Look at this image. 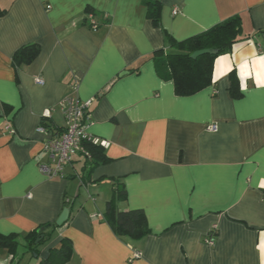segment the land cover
Wrapping results in <instances>:
<instances>
[{
    "label": "crops",
    "instance_id": "1",
    "mask_svg": "<svg viewBox=\"0 0 264 264\" xmlns=\"http://www.w3.org/2000/svg\"><path fill=\"white\" fill-rule=\"evenodd\" d=\"M158 1L159 25L142 0H0V233L53 223L68 207L49 243L70 237L65 264H264V86H256L253 66L264 56V0ZM87 7L95 29L83 23ZM232 16L242 38L215 58L205 88L176 95L150 58L129 71L166 49L168 34L183 39ZM27 43L39 45L38 55L15 66L13 53ZM233 69L237 98L229 92ZM71 96L90 101L87 131L110 159L87 182L81 152L61 175L39 169L44 141L58 135L38 129L42 116L62 128L58 102ZM101 177L123 178L127 198L118 208L143 210L144 237L117 235L103 219L112 189ZM134 249L140 255L131 259ZM28 255L14 263L0 253V264H26Z\"/></svg>",
    "mask_w": 264,
    "mask_h": 264
},
{
    "label": "trees",
    "instance_id": "2",
    "mask_svg": "<svg viewBox=\"0 0 264 264\" xmlns=\"http://www.w3.org/2000/svg\"><path fill=\"white\" fill-rule=\"evenodd\" d=\"M146 6L147 17L153 24H160V2L158 0H142ZM92 9L87 7L83 23L89 27L92 23L87 18V13ZM5 9L0 7V15ZM96 20V19H95ZM96 28L98 22L96 20ZM241 37V20L239 16H232L222 22L216 23L206 30L190 35L183 39H175L167 35V47L157 49L149 57L142 59L129 71H139L141 65L148 58L153 59L155 70L162 79L171 80L176 95L193 94L213 82V62L215 58L229 52L234 42ZM203 48H215L216 53H204L195 58L191 57L193 51ZM40 47L37 43H27L15 50L12 62L15 66L31 62L39 53ZM229 92L237 98L241 95V89L235 70L229 72ZM91 113V110L89 111ZM40 125L45 130H53L59 134L62 128L55 130L46 123L42 116ZM84 148L89 152L85 157L84 172L81 174V181H90L91 171L94 166L108 162L110 159L105 155L103 146L97 141H85ZM105 177L96 179L104 180ZM111 183V196L106 201L103 219L107 221L117 235L128 236L132 239H141L150 229L147 226L144 212L141 208H118V203L127 198V191L122 177H108ZM57 225L43 223L25 233H0V253L10 254L15 263L21 259L17 249L19 245L24 246L22 253H29L35 256V264H65L72 256V241L68 236H61L56 244L49 245L53 232ZM47 246L45 254H41L42 247Z\"/></svg>",
    "mask_w": 264,
    "mask_h": 264
},
{
    "label": "built area",
    "instance_id": "3",
    "mask_svg": "<svg viewBox=\"0 0 264 264\" xmlns=\"http://www.w3.org/2000/svg\"><path fill=\"white\" fill-rule=\"evenodd\" d=\"M177 9H173L176 13ZM88 20L92 23L91 28H96V20L92 13L87 14ZM34 81L37 84H43L44 79L41 76H35ZM90 101L82 100L78 96L64 97L58 102V107L64 117L63 130L56 136H51L44 141L43 150L47 154V161L39 163L40 171L47 176L61 175L65 165L69 164L73 156L82 152L85 157H89V152L84 148L85 141L97 142L96 138L90 135L87 127L91 122ZM48 113V111H46ZM206 129L216 131L215 123H207ZM10 133H14V129L10 124L6 125ZM39 130H45L39 125ZM214 235L207 237L206 241L212 245L214 243ZM140 255L137 249H134L131 255L136 258Z\"/></svg>",
    "mask_w": 264,
    "mask_h": 264
},
{
    "label": "clouds",
    "instance_id": "4",
    "mask_svg": "<svg viewBox=\"0 0 264 264\" xmlns=\"http://www.w3.org/2000/svg\"><path fill=\"white\" fill-rule=\"evenodd\" d=\"M226 57H221L217 61L220 64L221 61L225 60ZM253 66L255 69V82L257 87L264 86V56H259L253 61ZM250 75L248 72V65L244 63L240 66V77H241V89L246 88V84L243 82V78ZM261 186H264V181H261Z\"/></svg>",
    "mask_w": 264,
    "mask_h": 264
},
{
    "label": "water",
    "instance_id": "5",
    "mask_svg": "<svg viewBox=\"0 0 264 264\" xmlns=\"http://www.w3.org/2000/svg\"><path fill=\"white\" fill-rule=\"evenodd\" d=\"M217 49L215 48H203V49H197L192 52L191 57L195 58L200 54L204 53H216ZM70 209L68 207H64L62 211L60 212L59 216L55 220V224L57 226H61L69 217ZM35 257V256H34Z\"/></svg>",
    "mask_w": 264,
    "mask_h": 264
},
{
    "label": "rangeland",
    "instance_id": "6",
    "mask_svg": "<svg viewBox=\"0 0 264 264\" xmlns=\"http://www.w3.org/2000/svg\"><path fill=\"white\" fill-rule=\"evenodd\" d=\"M22 248L20 247L19 248V251H18V254L22 257ZM29 259V260H28ZM27 262L29 263L30 262V264H35V262H36V259H35V257L34 256H32L31 254H29L28 256H27V259H26V264H27Z\"/></svg>",
    "mask_w": 264,
    "mask_h": 264
}]
</instances>
